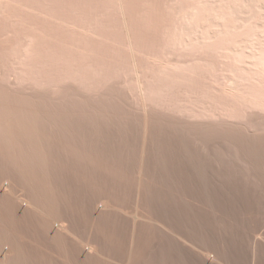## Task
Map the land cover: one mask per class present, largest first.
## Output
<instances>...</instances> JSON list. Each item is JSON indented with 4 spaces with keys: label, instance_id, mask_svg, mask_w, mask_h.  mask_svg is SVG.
<instances>
[{
    "label": "rangeland",
    "instance_id": "374dc122",
    "mask_svg": "<svg viewBox=\"0 0 264 264\" xmlns=\"http://www.w3.org/2000/svg\"><path fill=\"white\" fill-rule=\"evenodd\" d=\"M3 2L0 264H264V0Z\"/></svg>",
    "mask_w": 264,
    "mask_h": 264
},
{
    "label": "bare ground",
    "instance_id": "6f19581e",
    "mask_svg": "<svg viewBox=\"0 0 264 264\" xmlns=\"http://www.w3.org/2000/svg\"><path fill=\"white\" fill-rule=\"evenodd\" d=\"M3 3H4L3 0H0V8H1V9L5 8ZM2 7H3V8H2ZM262 61H264V60H262ZM263 65H264V62H263ZM263 65H262V67H263ZM0 97H1V98H0V102H1V101H2V100H1V99H2V93H1V96H0ZM3 97H4V96H3ZM4 100H5V99H4ZM3 103H4V102H3ZM0 104H2V103H0ZM4 104H5V103H4ZM4 104H3V105H4ZM4 107H5V106H3V108H4ZM6 107H7V106H6ZM6 107H5V108H6ZM1 109H2V106L0 105V110H1ZM3 110H5V109H2V113H6L7 115H9V114H8L9 111L7 112V111L5 110V112H3ZM15 110H16V109H15ZM0 112H1V111H0ZM11 113H12V112H11ZM26 113H27V112H26ZM22 114H23V113H22ZM22 114H21V115H22ZM0 115L2 116L3 114L0 113ZM11 115H13V114H11ZM11 115H9V116L11 117ZM19 115H20V114H19ZM25 115H28V113L25 114ZM25 115L23 114L24 117H25ZM31 115H32V114H30V116H31ZM9 116H7V117L9 118ZM15 116H16V115H15ZM4 117H5V116H4ZM16 117H18V116H16ZM16 117L14 118V115H13V116H12V119L9 118V120L11 119V120H10L11 122H14L15 120L18 121V120L16 119ZM8 118H6V121H7V125L9 126V125H11L12 123L9 122V124H8V121H9ZM19 118H20V117H18V119H19ZM0 119L3 120V122L6 123V121H4V118L2 119V118L0 117ZM14 119H15V120H14ZM21 119H22V118H21ZM21 119H20V120H21ZM24 119H25V118H24ZM24 119H23V120H24ZM26 119H27V118H26ZM28 119H29V117H28ZM28 119H27V120H28ZM33 119H35V118L33 117ZM33 119L30 117V120H33ZM36 119H37V118H36ZM36 119H35V120H36ZM1 120H0V121H1ZM30 120H29V121H30ZM35 120H34V121H35ZM19 122H20V121H19ZM22 122H23V123H22ZM22 122H21V124L18 123V125H19V124H20V125H23V124H24V121H22ZM27 122H28V121H27ZM27 122H26V123H27ZM30 122H31V121H30ZM30 122H29V123H30ZM32 122H33V121H32ZM1 123H2V122H1ZM29 123H28V124H29ZM3 124H4V123H2V125H3ZM14 124H15V123H13L12 125H14ZM2 125H1V126H2ZM16 125H17V124H16ZM18 125H17V126H18ZM24 125H25V124H24ZM29 125H30V124H29ZM4 127H7V126L3 125L2 128H4ZM11 127H13V126H11ZM62 224H64V223H62ZM62 226H63V225H62ZM65 227H66V226H65ZM61 228H62V227H61ZM6 252H7V251H6ZM8 253H9V252H8ZM10 253H11V252H10ZM6 255H8V254H6ZM219 260H220V259H219ZM6 263H7V262H6Z\"/></svg>",
    "mask_w": 264,
    "mask_h": 264
}]
</instances>
